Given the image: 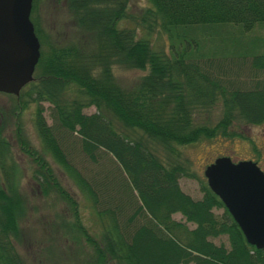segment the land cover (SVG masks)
Wrapping results in <instances>:
<instances>
[{
  "label": "trees",
  "instance_id": "obj_1",
  "mask_svg": "<svg viewBox=\"0 0 264 264\" xmlns=\"http://www.w3.org/2000/svg\"><path fill=\"white\" fill-rule=\"evenodd\" d=\"M34 1L38 59L31 79L16 96L4 93L11 103L0 106V264H32L19 249L33 204L20 188L9 119L33 164L35 194L56 205L42 224L49 241L40 251L49 260L58 256L51 244L58 239L76 246L79 264H264V247L245 241L177 149L236 135L232 121H264V77L238 79L242 67L264 74V35L254 31L264 29V0H145L132 25L119 23L128 0H63L73 36L45 46L31 16ZM153 31L165 36V47L151 44ZM113 65L142 72L122 84ZM27 102L34 103L40 151L29 147L18 121ZM88 106L93 110L84 112ZM48 158L88 203L94 227L81 220L77 198ZM180 176L196 180L199 197L180 189Z\"/></svg>",
  "mask_w": 264,
  "mask_h": 264
},
{
  "label": "rangeland",
  "instance_id": "obj_2",
  "mask_svg": "<svg viewBox=\"0 0 264 264\" xmlns=\"http://www.w3.org/2000/svg\"><path fill=\"white\" fill-rule=\"evenodd\" d=\"M145 4V0H128L126 16L124 19H121L119 23L122 25H132L130 16L137 14ZM31 12L33 21L39 31V34L42 36V43L56 41L60 44L73 36L72 19L63 0H35ZM254 31L264 35V29L255 28ZM148 39L154 47H165L166 45L165 36L161 33L153 31L148 34ZM44 43L43 46H45ZM247 66H249L248 62ZM112 67L115 79L122 84L129 83L142 72V70L123 68L118 65H113ZM242 68V73L238 78L239 80H246L249 82V80H247L248 78L255 76L258 77L257 80H261V78L264 77V74H261L259 70L255 71V75H249L254 74L253 71L245 69L244 67ZM242 74H244V76H242ZM10 103V96L0 93V106H8ZM41 105L43 107L42 114L45 121L49 123L50 120L47 115V102L42 101ZM33 109L34 103L27 102L20 110L18 121L29 147L40 151L39 141L32 125ZM92 110V106H88L83 109L84 112H91ZM212 114L213 116L217 114V108L211 109L210 115ZM213 116L211 117L213 118ZM9 121L10 124L6 127V136L9 141L11 155L15 162L23 168V177L21 179L22 182L20 188L25 195L31 196L30 200L31 204H33L32 208L28 211L29 215L27 216V219L22 224L21 231L23 233V240L19 249L28 263L79 264L80 257L77 255L76 246H74L72 242L59 241L58 239H55V241L53 240L55 243L51 244H53L54 249L58 247V250L56 251L58 256L51 257L50 260L45 255V252H43L49 240H47V237L45 239L47 230L43 228L42 224L45 220H47V218H51L52 211H55L54 208H56V205L55 207H48L46 204L48 199L35 194L33 184L28 177L33 164L30 161V157L19 149V145L13 136V121L10 119ZM229 130L235 132L236 135L228 138L216 136L211 139L200 140L178 146L177 149L180 151V154L189 160L191 168L198 174V176H202V169L208 162L216 156L223 154L229 156L231 160L251 159L264 172V121L260 124H248L241 121H232L229 125ZM75 159H80V156L77 158L75 157ZM50 165L56 178L63 185V187L68 192L72 193V196L77 198L78 211L81 220L87 224L88 229L94 227L92 222H90L91 213L90 208L87 206L88 203L84 201L81 196L76 195V190L73 191V186L69 180L55 165L52 164L51 161ZM83 166L89 167L87 162H84ZM177 181L182 191L189 194L191 197H199L200 191L195 179L180 176ZM214 211L219 212L220 209H216ZM172 217L174 219L181 218L177 212L173 213ZM221 238L224 240L223 236L220 237V239ZM213 241L216 242L217 239L213 238ZM41 248L43 251H40ZM82 248H86L85 244H82ZM35 254L39 258L38 260L36 258H34L35 260L32 258Z\"/></svg>",
  "mask_w": 264,
  "mask_h": 264
},
{
  "label": "water",
  "instance_id": "obj_3",
  "mask_svg": "<svg viewBox=\"0 0 264 264\" xmlns=\"http://www.w3.org/2000/svg\"><path fill=\"white\" fill-rule=\"evenodd\" d=\"M31 0H0V92L17 95L31 79L37 61L38 40L28 17ZM202 174L245 241L264 247V173L250 159L220 155Z\"/></svg>",
  "mask_w": 264,
  "mask_h": 264
}]
</instances>
